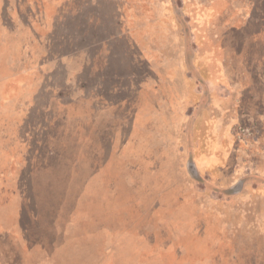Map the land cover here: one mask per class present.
Here are the masks:
<instances>
[{
    "label": "rangeland",
    "instance_id": "374dc122",
    "mask_svg": "<svg viewBox=\"0 0 264 264\" xmlns=\"http://www.w3.org/2000/svg\"><path fill=\"white\" fill-rule=\"evenodd\" d=\"M4 125L0 264H264V0H0Z\"/></svg>",
    "mask_w": 264,
    "mask_h": 264
},
{
    "label": "crops",
    "instance_id": "0c3cea01",
    "mask_svg": "<svg viewBox=\"0 0 264 264\" xmlns=\"http://www.w3.org/2000/svg\"><path fill=\"white\" fill-rule=\"evenodd\" d=\"M16 122H17V125L12 126V127L17 128L18 120H15V123ZM0 142H3V146L0 148V160L6 159V156H8L7 159L9 160V162L12 161L13 159L16 160L17 154L19 152V149H18L19 145H20V149H21V153H22V146H21V141L18 137V133L11 131V129L9 130L7 125L1 126ZM6 142H7V145L4 146V143H6ZM6 168L8 169V171H11V169H9L8 167H6ZM2 173H4V172L2 171ZM8 173L10 174V172H8Z\"/></svg>",
    "mask_w": 264,
    "mask_h": 264
},
{
    "label": "trees",
    "instance_id": "16d2710c",
    "mask_svg": "<svg viewBox=\"0 0 264 264\" xmlns=\"http://www.w3.org/2000/svg\"><path fill=\"white\" fill-rule=\"evenodd\" d=\"M150 37V36H149ZM149 58V57H148ZM151 61V60H150ZM246 70L248 71V70H250L249 68H248V66L246 65ZM247 71H245L244 73H243V76H245V75H248L247 74ZM177 103H178V100H177ZM182 106H183V104H182ZM23 134L22 135H20L19 133H18V137H19V139H20V141H21V146H22V150L24 149L23 148V145H24V141H23ZM19 152H18V154H17V161H18V159L19 158H22L23 157V152L21 153V149H20V145H19ZM25 152V151H24ZM13 161V165H15L16 163H17V161L16 160H12ZM21 165V162L19 161L18 162V164H16V165Z\"/></svg>",
    "mask_w": 264,
    "mask_h": 264
}]
</instances>
